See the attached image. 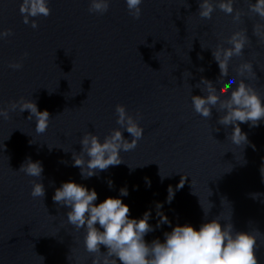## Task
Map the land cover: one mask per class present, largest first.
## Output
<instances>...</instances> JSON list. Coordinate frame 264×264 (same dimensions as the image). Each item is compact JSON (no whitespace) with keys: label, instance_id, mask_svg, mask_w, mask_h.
<instances>
[{"label":"water","instance_id":"obj_1","mask_svg":"<svg viewBox=\"0 0 264 264\" xmlns=\"http://www.w3.org/2000/svg\"><path fill=\"white\" fill-rule=\"evenodd\" d=\"M22 2L0 0V32L12 33L0 39V111H9L0 118V264H92L84 232L67 224V208L53 203L55 190L69 180L95 188L96 203L126 186L130 216L151 210L153 227L163 203L171 226L149 233V243L163 241L177 224L199 228L219 217L256 236L255 254L264 264V120L258 127L241 124L248 142L236 147L233 127L218 123L220 112L214 108L203 119L191 104V96L205 94L196 87L202 79L222 87L213 51L228 47L237 31L246 32L249 44L231 59L224 81L238 79L240 65L250 63L256 78L246 83L264 96V38L255 34L264 20L248 11L255 0H234L239 22L219 8L210 20L200 18L202 0H143L139 19L125 0H110L103 15L89 12L91 0H49L51 14L33 18L36 29L23 23ZM14 63L22 67L12 69ZM31 100L50 113L44 134L36 133L28 110H10ZM117 105L126 106L144 135L121 153L119 166L82 179L73 153L82 151L83 135L103 141L118 129ZM29 158L43 164V198L31 196L38 181L18 172ZM180 183L166 203L168 188Z\"/></svg>","mask_w":264,"mask_h":264},{"label":"clouds","instance_id":"obj_2","mask_svg":"<svg viewBox=\"0 0 264 264\" xmlns=\"http://www.w3.org/2000/svg\"><path fill=\"white\" fill-rule=\"evenodd\" d=\"M48 3L49 0H23L19 9L24 18L23 23H30L36 29L38 24L33 18L49 16L51 9ZM125 3L129 13L139 19L143 0H125ZM109 7L110 0H91L89 12L103 15ZM216 8L232 16L234 22L241 20L240 12L234 7V0H202L199 6L200 18L210 20ZM248 11L264 20V0L249 2ZM11 34L10 31L0 32V39ZM255 34L264 38V26L256 25ZM227 44L228 47L213 51L220 69L219 84L222 87L217 90L211 81L202 79L196 87H200L205 94L191 96V104L194 112L203 119L210 118L214 108L220 112L222 115L218 123L233 127L229 139L232 145L240 147L248 142L247 134L240 125L251 122L250 126L258 127L259 122L264 120V96L246 83L256 78L250 63H242L237 70L238 79L225 83L231 59L243 56L249 44L246 32L233 33ZM10 67L19 70L22 64L14 63ZM17 109L20 113L29 111V119L34 118L36 121L35 131L38 135L46 132L51 121L47 110L41 111L32 100L10 106L11 111ZM116 114L119 125L117 130L103 141L92 133L83 135L80 141L82 151L79 155L73 153L72 166L80 169L82 179L98 177L99 173L109 167L119 166L123 162L121 153L134 150L143 137L144 129L129 115L125 105H117ZM8 116L9 111H0V118L8 119ZM124 132L132 137L130 141L125 139ZM43 171L42 162L30 158L18 171L38 181L32 185L31 196L34 199L45 196V187L41 182ZM261 175L264 179V168L261 169ZM163 179L164 175H161ZM107 183L109 188L113 187L112 180ZM145 185L151 187L150 179L145 178ZM182 187L181 183L176 189L170 186L166 203L171 204L176 191ZM133 190H138V186ZM128 195L129 190L125 186L120 189L118 196H109L96 203L98 193L95 188L89 189L74 180L63 182L55 190L53 203L67 208V224L84 232V248L92 258V264H117L118 261L119 264H259L255 254L256 236L252 232L234 231L232 224H222L219 217L207 220L199 228L190 223L177 224L164 234L163 241L155 239L151 243L147 242L145 237L149 233L165 224L171 226V222L161 211L163 203L156 205L158 223L155 227L149 223L151 210L140 218L130 216V205L123 199ZM102 246L107 249L106 253L101 252Z\"/></svg>","mask_w":264,"mask_h":264}]
</instances>
